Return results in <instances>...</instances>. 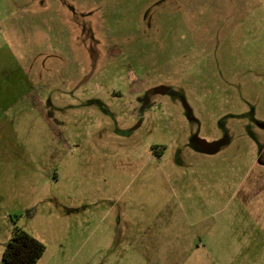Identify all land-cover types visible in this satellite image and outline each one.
<instances>
[{"label":"rangeland","instance_id":"374dc122","mask_svg":"<svg viewBox=\"0 0 264 264\" xmlns=\"http://www.w3.org/2000/svg\"><path fill=\"white\" fill-rule=\"evenodd\" d=\"M264 264V0H0V264Z\"/></svg>","mask_w":264,"mask_h":264},{"label":"trees","instance_id":"16d2710c","mask_svg":"<svg viewBox=\"0 0 264 264\" xmlns=\"http://www.w3.org/2000/svg\"><path fill=\"white\" fill-rule=\"evenodd\" d=\"M46 251V246L29 234L16 227L13 236L2 255L4 264H37Z\"/></svg>","mask_w":264,"mask_h":264}]
</instances>
